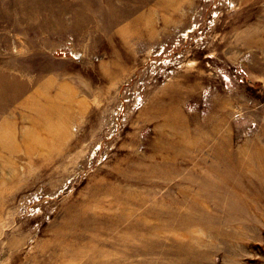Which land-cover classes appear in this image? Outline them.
<instances>
[{
    "label": "rangeland",
    "instance_id": "374dc122",
    "mask_svg": "<svg viewBox=\"0 0 264 264\" xmlns=\"http://www.w3.org/2000/svg\"><path fill=\"white\" fill-rule=\"evenodd\" d=\"M0 264H264V0H0Z\"/></svg>",
    "mask_w": 264,
    "mask_h": 264
},
{
    "label": "bare ground",
    "instance_id": "6f19581e",
    "mask_svg": "<svg viewBox=\"0 0 264 264\" xmlns=\"http://www.w3.org/2000/svg\"><path fill=\"white\" fill-rule=\"evenodd\" d=\"M188 2V1H187ZM160 3V2H159ZM157 6H158V4H157Z\"/></svg>",
    "mask_w": 264,
    "mask_h": 264
}]
</instances>
